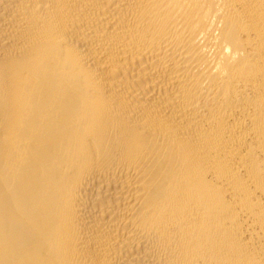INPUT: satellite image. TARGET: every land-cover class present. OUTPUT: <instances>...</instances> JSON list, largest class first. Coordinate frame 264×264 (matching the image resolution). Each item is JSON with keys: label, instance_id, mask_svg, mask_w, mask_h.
Here are the masks:
<instances>
[{"label": "bare ground", "instance_id": "bare-ground-1", "mask_svg": "<svg viewBox=\"0 0 264 264\" xmlns=\"http://www.w3.org/2000/svg\"><path fill=\"white\" fill-rule=\"evenodd\" d=\"M0 264H264V0H0Z\"/></svg>", "mask_w": 264, "mask_h": 264}]
</instances>
